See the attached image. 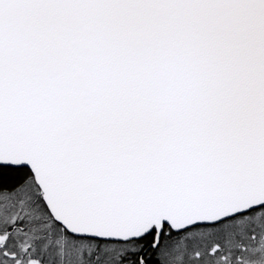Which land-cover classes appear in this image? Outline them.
Listing matches in <instances>:
<instances>
[{
  "label": "snow or ice",
  "instance_id": "6c2138e0",
  "mask_svg": "<svg viewBox=\"0 0 264 264\" xmlns=\"http://www.w3.org/2000/svg\"><path fill=\"white\" fill-rule=\"evenodd\" d=\"M0 264H264V0H0Z\"/></svg>",
  "mask_w": 264,
  "mask_h": 264
}]
</instances>
